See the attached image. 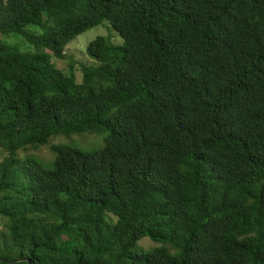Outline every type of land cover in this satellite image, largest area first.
<instances>
[{"label": "trees", "instance_id": "16d2710c", "mask_svg": "<svg viewBox=\"0 0 264 264\" xmlns=\"http://www.w3.org/2000/svg\"><path fill=\"white\" fill-rule=\"evenodd\" d=\"M0 152V264H264V0H0Z\"/></svg>", "mask_w": 264, "mask_h": 264}, {"label": "rangeland", "instance_id": "374dc122", "mask_svg": "<svg viewBox=\"0 0 264 264\" xmlns=\"http://www.w3.org/2000/svg\"><path fill=\"white\" fill-rule=\"evenodd\" d=\"M98 36L109 37L112 39V41L115 44H118V45L123 44L124 42L120 33L116 31L110 25L109 22L105 21L103 24L93 27L87 30L86 32L80 34L77 38H75L72 42H70L69 45L67 46V55L69 56L68 58L59 59V58L53 57V62L58 68L62 69L65 72L70 71L71 63L73 61H77L78 63L89 62V64L90 63L92 64L93 60L92 58L88 56L87 48H88L89 43ZM6 41L12 42L14 44L21 43L20 49H23L28 44L23 39V37H19V36H16V37L11 36L9 38H6ZM74 65H75V73H76L77 79L79 82H81L82 73L79 69V65L78 64H74ZM53 139H54V142H58L62 140L63 142L79 147L85 151H96L103 146L104 135H96V134L87 133L84 135H73L70 138H67L65 136L64 137L56 136ZM29 153L34 154V156L36 155L41 162H44V161L46 162L52 158V153L50 151V148L49 146H46V145L41 146L38 150H31ZM2 157H3V153L0 152V160L2 159ZM50 164H45V165L49 166ZM140 244L147 249L152 248L154 247V245H156L149 238H144L143 240H141Z\"/></svg>", "mask_w": 264, "mask_h": 264}]
</instances>
